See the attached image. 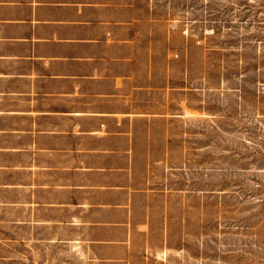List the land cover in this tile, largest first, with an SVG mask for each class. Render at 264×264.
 I'll list each match as a JSON object with an SVG mask.
<instances>
[{"label":"crops","instance_id":"0c3cea01","mask_svg":"<svg viewBox=\"0 0 264 264\" xmlns=\"http://www.w3.org/2000/svg\"><path fill=\"white\" fill-rule=\"evenodd\" d=\"M190 47L154 0H0V264L190 262Z\"/></svg>","mask_w":264,"mask_h":264},{"label":"rangeland","instance_id":"374dc122","mask_svg":"<svg viewBox=\"0 0 264 264\" xmlns=\"http://www.w3.org/2000/svg\"><path fill=\"white\" fill-rule=\"evenodd\" d=\"M154 1L191 42L190 115L175 125L199 217L185 264H264V0Z\"/></svg>","mask_w":264,"mask_h":264}]
</instances>
